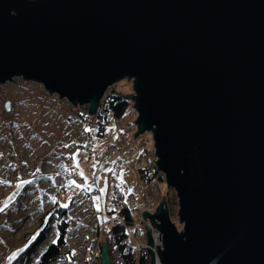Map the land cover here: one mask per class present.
I'll return each instance as SVG.
<instances>
[{"label":"water","instance_id":"water-1","mask_svg":"<svg viewBox=\"0 0 264 264\" xmlns=\"http://www.w3.org/2000/svg\"><path fill=\"white\" fill-rule=\"evenodd\" d=\"M15 76L90 114L133 78L134 136L152 132L184 225L165 200L142 210L161 263L264 264V0H0V84Z\"/></svg>","mask_w":264,"mask_h":264},{"label":"rangeland","instance_id":"rangeland-1","mask_svg":"<svg viewBox=\"0 0 264 264\" xmlns=\"http://www.w3.org/2000/svg\"><path fill=\"white\" fill-rule=\"evenodd\" d=\"M134 83L133 78L125 76L107 90L122 94L130 103L126 114L108 126L104 140L99 138L96 144L94 142L92 154L89 149L92 141L88 136L92 121L84 117L88 104L73 105L68 98L49 93L42 82L23 76L0 84V264L13 263L16 255L20 256L26 248L31 251L21 256L18 264L23 263L26 256L31 257L32 262L55 239L56 216L51 219L45 236L40 238L39 235L44 228L45 212L60 198L63 185H68L69 196L73 195L68 209L71 225L66 246L71 253L53 264H100L98 243L106 237L108 222L106 213L101 210L106 195L102 170L117 157L124 161L120 175L124 192L126 195L133 192L137 196L135 205L142 210L147 208L143 196L146 185L138 168L148 163V159L139 160L138 156L148 148L153 168H156L157 156L151 131L146 130L138 139L134 136L138 113L132 97L136 93ZM7 101L11 102L9 109ZM12 139L16 148H11ZM107 143L113 147L109 149ZM75 170L85 178L79 184L71 180ZM162 176L163 181L154 180L147 185L155 203L151 207L156 208L165 200L171 209V219H176L182 230L176 192L166 184L164 174ZM88 184L99 188V192L88 195L83 189ZM145 222L149 223L155 241L162 242L161 237L157 238L158 229L149 220L142 218L131 226L143 228ZM97 224L102 226L100 240L95 230ZM141 243L154 251V264L161 262L158 255L161 247L157 243L150 245L147 238Z\"/></svg>","mask_w":264,"mask_h":264},{"label":"trees","instance_id":"trees-1","mask_svg":"<svg viewBox=\"0 0 264 264\" xmlns=\"http://www.w3.org/2000/svg\"><path fill=\"white\" fill-rule=\"evenodd\" d=\"M129 103V100L126 99L122 94L110 91L105 93L101 100V103H99L100 106L94 114H90L89 112L85 114L84 117H88L92 121L91 127L88 130V136L92 141L91 147L89 148L90 154L93 153V150L95 148L93 147L94 142L96 144V141L99 138L101 140H104L107 128L113 122V120H119L126 114ZM135 129L136 127H134V130ZM138 137L139 136L135 138L138 139ZM11 148H16V142L14 139H12ZM149 153L150 151H148V148L146 147L142 150L141 153H139V160H141L143 157H146L148 159V163H146L145 165H140L138 170L140 178L146 185L144 190H146L148 194L152 196L151 191L149 187H147V185L151 184L154 180H159L160 182L163 181V176L162 174H160V171H158L156 168H153ZM123 169L124 161L122 158L117 157L115 160L111 161L106 168H103L102 170V177L105 178L106 195L104 197L105 202L101 210L106 213L107 220H109L110 217L114 215L118 216L119 219L116 221L107 222V224L105 225L107 228V233L105 239L103 240H100L102 226L97 224V229L95 230L98 235V239L100 240L98 243L99 253H101V242L105 241L108 245L111 264H151V261L149 259L150 255L147 250H145L144 248H137L133 245H128L127 242V238L129 237V233L127 231L128 228L131 230V235L133 234V236L139 241H141L142 239H146L147 232L145 227L142 228L136 226L133 228L131 226L136 225V220L142 219L138 207H119L120 203L124 202V200L130 196L129 194L126 195V193L124 192L122 181L120 179L121 171ZM72 179L79 184L84 181L85 178L79 173L78 170H75L71 174V180ZM1 182L2 178L0 176V183ZM87 186H96H91L89 184L83 186L84 191L89 195L90 193L86 190ZM68 187V185L62 186L63 191L60 198H58L55 204L45 212L46 219L45 221H43L44 228L39 235L40 238L45 236L46 230L50 226L51 219L56 216L57 223L55 239L50 241L47 246L40 253H38V256L35 260H32L31 262V257L26 256V260L21 264H53L58 261L60 257L66 256V258H68V255H70L71 249H67L66 246L68 243V232L71 225L68 209L70 207V203L72 202L73 195L69 196L71 192ZM169 210L171 211L170 206ZM24 238H26V235L24 236ZM39 239H37L36 242H38ZM29 251H31L30 248L24 249L22 251L23 253L20 252V256L16 255V257L12 260L13 263L10 262L9 264H18L21 256H23L24 254H28Z\"/></svg>","mask_w":264,"mask_h":264},{"label":"built area","instance_id":"built-area-1","mask_svg":"<svg viewBox=\"0 0 264 264\" xmlns=\"http://www.w3.org/2000/svg\"><path fill=\"white\" fill-rule=\"evenodd\" d=\"M107 147L110 149L112 148V144L111 143H107L106 144ZM86 190L91 194V195H94L96 194L98 191H99V188L97 187H89L87 186ZM144 201H145V207L147 208H151V206L153 207V205H155V203L153 202V197L150 196L148 194V192L146 190H144ZM137 199V196H135V194L131 193L129 197H127L124 202L120 203L119 207L120 208H124V207H137V204L135 205V203H137L136 201ZM142 208V207H141ZM140 207H138L139 211H140V214L142 212V209ZM118 216L114 215L112 217H110V221H116L118 220ZM109 221V220H108ZM128 233H129V237L127 238V242H128V245H133V246H136V247H140V248H144L141 241L137 240L133 234L131 235V230L128 228ZM160 236H157V238L159 239ZM146 249V248H144ZM147 250V249H146ZM156 262V261H155ZM154 262V263H155ZM156 264H161V262L157 261Z\"/></svg>","mask_w":264,"mask_h":264},{"label":"snow or ice","instance_id":"snow-or-ice-1","mask_svg":"<svg viewBox=\"0 0 264 264\" xmlns=\"http://www.w3.org/2000/svg\"><path fill=\"white\" fill-rule=\"evenodd\" d=\"M66 206V205H65Z\"/></svg>","mask_w":264,"mask_h":264}]
</instances>
